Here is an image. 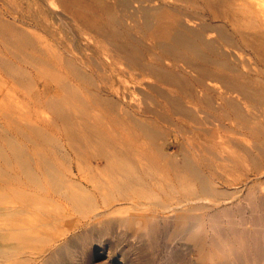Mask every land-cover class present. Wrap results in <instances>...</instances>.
I'll return each instance as SVG.
<instances>
[{
  "label": "bare ground",
  "instance_id": "bare-ground-1",
  "mask_svg": "<svg viewBox=\"0 0 264 264\" xmlns=\"http://www.w3.org/2000/svg\"><path fill=\"white\" fill-rule=\"evenodd\" d=\"M93 1V18L81 0L63 2L54 29L26 12L14 18L42 28L70 56L93 32L92 53L110 56L103 68L112 73L93 102L127 117L83 110L77 118L55 99L58 136L28 140L40 148L0 150V264H93L94 246L117 230L124 264H264V191L255 202L250 186L264 182V10L254 0H121L140 13L152 47L131 34L126 14ZM0 33L44 61L51 56L47 43L42 53L1 20ZM75 58L71 72L94 85ZM138 84L152 105L138 103L129 115L125 95ZM95 221L93 236L86 226Z\"/></svg>",
  "mask_w": 264,
  "mask_h": 264
},
{
  "label": "rangeland",
  "instance_id": "rangeland-1",
  "mask_svg": "<svg viewBox=\"0 0 264 264\" xmlns=\"http://www.w3.org/2000/svg\"><path fill=\"white\" fill-rule=\"evenodd\" d=\"M65 1L68 0H0V20L5 24H9L25 31L28 36L34 39L37 44V49L42 53L43 45L47 43L51 55L48 60L46 59V61H44V57H40L39 51L34 52L21 48L13 44L11 41L6 40L4 34L0 33V150L4 152H11L15 146H18L21 150L40 148L34 147L31 143H28V140L39 139L42 138L43 135L49 137L59 135V130L63 123L62 120L58 118L56 110L51 105V101L55 99H61L62 102H64V105L77 118H79L80 112H83V110L87 112L88 118L108 119L111 117H127L123 111L120 113L112 112L106 104H94L93 102L95 95L97 94L95 91L97 90V86L102 85L103 79L112 76L110 70L103 68L107 67V64L110 62V56H107L106 54L96 56L92 53L95 40L91 37V35L95 36L93 32L86 30L88 34L91 33L90 36L86 33L80 35V40L76 45V51L70 56V52H67L64 47L56 43L42 28L36 27L34 24L20 22L14 18L21 12H26L29 15H35L42 18L52 29H54L56 26H61L62 24L56 16L62 13V4ZM81 1L83 3V13L87 18H93V10L95 7L94 1ZM104 1L114 5L115 10H117L119 14H126L124 20L127 23L131 34L138 37L141 36V39L143 37L145 45L153 47L152 40H146L150 39L149 36L146 35L147 33H144V30L141 31L143 18L140 13H134L132 10L133 8L124 9L120 3L121 0ZM139 3L145 6L153 5V2L148 4L149 2L147 1L132 0L133 6L140 5ZM254 7L259 10H264V0H254ZM101 16L104 15L102 14ZM62 17L63 20L69 21L71 25L77 24L64 14ZM189 23L194 25V22L192 21ZM63 28L65 29L64 26ZM65 31L67 32L65 35L68 36L69 32L67 29H65L64 32ZM6 33H8V31H5V34ZM250 54L251 53H247L244 54V56L251 65L253 64L252 66L254 68H257V65H255L256 63ZM73 56L76 57V64L81 70L92 75L95 80L94 85L90 84L87 80L76 77L75 74L71 72L67 62L68 58ZM120 67L123 68L124 65ZM126 78L128 77L124 76L121 79L125 80ZM139 78L143 80V83H148L152 80L148 76H140ZM143 86L144 84H138L135 88L130 87L126 92V108L129 115L131 114L132 109H134V106L138 103L152 105V102L150 101L151 99H145L143 97ZM69 87L74 89V92L79 95L80 98L78 101L73 99L72 94L68 91ZM250 186H254L256 189L255 196L259 201L256 197L254 198L252 196L256 200L255 202H260L262 200V195H258V193L260 190L264 191V182L258 184V181L253 179ZM238 188L242 189V192L240 191L239 193L241 195L245 189L240 188V186H238ZM96 221L92 225L87 224L86 226V230L90 232V235L95 232L96 236V234H98L97 232H99L98 230L100 229L99 226L101 227V223ZM93 226L95 228H93ZM95 229L97 232L94 231ZM91 230H93V232H91ZM112 233L115 234L108 233L104 234L105 237L104 235L103 237L101 236L102 239L100 240H104L103 242H105L102 247L97 243V245L95 244L93 264L96 262V264H124V259L120 252V246L123 247L126 242H121L119 247H117L116 244L118 240L115 238V235L116 233H119V230H117V232L112 231ZM39 262L40 259L39 261L38 259H35V264H40Z\"/></svg>",
  "mask_w": 264,
  "mask_h": 264
}]
</instances>
